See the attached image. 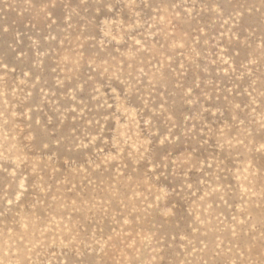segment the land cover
<instances>
[{
	"label": "rangeland",
	"instance_id": "1",
	"mask_svg": "<svg viewBox=\"0 0 264 264\" xmlns=\"http://www.w3.org/2000/svg\"><path fill=\"white\" fill-rule=\"evenodd\" d=\"M0 264H264V0H0Z\"/></svg>",
	"mask_w": 264,
	"mask_h": 264
}]
</instances>
